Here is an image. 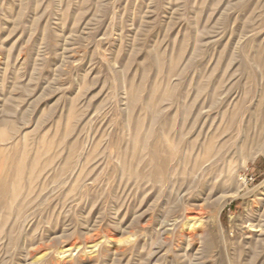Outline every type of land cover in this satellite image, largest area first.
I'll use <instances>...</instances> for the list:
<instances>
[{
  "label": "rangeland",
  "instance_id": "1",
  "mask_svg": "<svg viewBox=\"0 0 264 264\" xmlns=\"http://www.w3.org/2000/svg\"><path fill=\"white\" fill-rule=\"evenodd\" d=\"M0 264H264V0H0Z\"/></svg>",
  "mask_w": 264,
  "mask_h": 264
},
{
  "label": "bare ground",
  "instance_id": "2",
  "mask_svg": "<svg viewBox=\"0 0 264 264\" xmlns=\"http://www.w3.org/2000/svg\"><path fill=\"white\" fill-rule=\"evenodd\" d=\"M191 214H192V215H191ZM199 215H200V214H199L198 212H194V213H190L189 216H190L192 219H195V218L197 219V218H199Z\"/></svg>",
  "mask_w": 264,
  "mask_h": 264
}]
</instances>
